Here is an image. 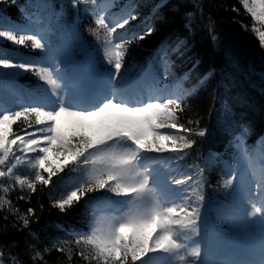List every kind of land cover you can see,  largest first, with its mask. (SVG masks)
<instances>
[{
    "label": "snow or ice",
    "instance_id": "6c2138e0",
    "mask_svg": "<svg viewBox=\"0 0 264 264\" xmlns=\"http://www.w3.org/2000/svg\"><path fill=\"white\" fill-rule=\"evenodd\" d=\"M168 0H160V3L153 9L155 15L158 9L164 7ZM15 3V0H12ZM243 5L251 16L264 25V0H252L249 5L248 0H243ZM75 7V2L73 3ZM139 19L135 14H129L119 20H106L99 15L95 23L104 29L111 37L117 29H125L129 32L131 22ZM247 30V29H246ZM156 31V24L145 21L138 31H131L129 35H117L118 41L144 40L152 36ZM253 31H257L253 29ZM0 38H6L17 46H25L31 42L32 50H41L45 60H51L52 64H39L29 60L25 63H14L0 52V67L3 69H17L23 72H34L41 80L53 86L52 95L57 98L59 107L55 111L44 110L39 107H24L22 110L4 112L0 115V165L5 164L8 156L13 151L14 145H21V150L26 152H39L40 156L35 160L36 175L35 181L43 185H48L52 178L63 170L69 163H75L83 158L84 164H99L106 157L92 156L90 150L105 144L116 137H126L131 140L138 150L147 152L163 153L167 150L181 152L193 147V141L181 136L162 133L165 128H185L183 124L177 123V110L181 108V98H166L160 102H147L140 106H129L125 102H116L109 99L100 107L93 110H76L66 107L64 99L67 90L74 78L80 82L83 80V73L79 76L70 75L66 68L55 62V55L50 46L42 42V38L36 35L23 34V29L15 24L7 27L0 25ZM213 41L217 38L213 35ZM259 41L264 47V31H259ZM112 43V41H109ZM184 41H179L176 45L178 50ZM126 49L124 43L116 42L114 47L104 53L105 62L114 67V81H118L122 63L125 58ZM67 55V51L63 53ZM87 68L85 69V71ZM16 71L10 74H15ZM64 83L63 90H56L57 82ZM72 89V88H71ZM122 95V94H120ZM113 96H116L113 94ZM23 117L29 127L34 124L41 126L26 136H18L12 131L15 121ZM191 123V121H190ZM189 131H191L189 129ZM205 131H199L196 135L206 136ZM86 153H89L86 156ZM133 157L112 158V167L119 168L120 171L108 172L98 175L92 185H81L77 190L71 191L65 198L57 203L61 213L66 208H70L74 202L81 200L86 193H92L100 189L115 193L118 197H130L135 202V209L130 211L128 217L118 222L115 226H110L106 236H95L88 239L89 244L96 246V259L102 260L103 264H149L146 258H150L159 253L169 254L172 260L178 259L180 264H198L201 257V245L196 244L189 248L186 243H182L178 238L181 231H190L192 237L200 235L198 203L203 200L202 195H197L195 199L187 193L183 203L171 204L165 207L167 201L160 199V189L150 183L149 177L144 176L140 181L129 180L127 173L131 171ZM12 172L9 167L7 173L0 171V177ZM47 173V178L45 177ZM138 175H141L138 173ZM191 180L193 177L188 176ZM174 185L184 184L185 180H171ZM21 184L26 181L21 180ZM231 183V181H229ZM114 184V187L112 186ZM28 187L33 191L36 183L29 182ZM199 185L192 188L195 193ZM234 191H241L238 187ZM187 192V191H186ZM258 192V196L256 193ZM153 197L155 199L153 200ZM244 203L249 207L244 211L241 218L244 221L260 219L264 221V179H261L256 190L248 189L247 195L242 197ZM152 200L150 205H143L142 202ZM159 205L158 207L156 205ZM29 213H34V209L29 208ZM27 225V220H25ZM264 228V223H262ZM186 249V251H184Z\"/></svg>",
    "mask_w": 264,
    "mask_h": 264
},
{
    "label": "trees",
    "instance_id": "16d2710c",
    "mask_svg": "<svg viewBox=\"0 0 264 264\" xmlns=\"http://www.w3.org/2000/svg\"><path fill=\"white\" fill-rule=\"evenodd\" d=\"M22 3L25 4L26 0H15V3L0 0V25H20L22 11L19 6ZM159 3L160 0H150V6L156 7ZM147 11L145 8L142 16ZM149 23L156 24L152 36L124 44L126 53L119 79L136 70L155 47L165 45L173 70L191 71L184 82L189 91L187 102L177 113V121L185 127L182 128L184 137L193 141L195 154L217 150L222 144L213 121L221 106L232 109L233 120L249 125L254 136L264 131V49L253 34V29L259 30L263 26L238 0H191L186 4L180 0H168ZM78 26L95 52H103V29L90 19H84ZM194 27L199 28V32L196 33ZM213 35L228 39L236 46L237 52H232L230 60L214 45ZM181 40L184 43L176 50ZM30 44L27 42L23 50L29 52ZM0 45L5 49L15 48L3 38ZM29 75L21 81L30 87L36 86L38 76L34 72ZM34 119L30 118L33 123L29 127L21 117L13 123L12 131L16 135L29 132L35 126ZM199 131H205L206 136L196 135ZM33 183H36L34 191L30 188L19 191L17 187L3 190L0 187V262L99 264L85 250L66 242L60 235L62 228L74 229L81 225L80 203L74 202L61 213L58 201L50 198L45 185ZM29 208L34 209V213H29Z\"/></svg>",
    "mask_w": 264,
    "mask_h": 264
},
{
    "label": "rangeland",
    "instance_id": "374dc122",
    "mask_svg": "<svg viewBox=\"0 0 264 264\" xmlns=\"http://www.w3.org/2000/svg\"><path fill=\"white\" fill-rule=\"evenodd\" d=\"M243 3V0L241 1ZM89 3L93 9V14H95V16L98 15H104V16H109L107 15V10L109 9L108 3L104 6H102L100 3H98L96 0H89ZM249 5L252 4V0H248ZM118 18V17H117ZM30 30H32V28H30ZM259 30L255 31V33L257 34V37L259 38ZM55 62L58 63L57 57L55 56ZM44 64L48 62V64H52V61L49 60H45V58H43ZM46 61V62H45ZM41 63V62H40ZM16 71L15 74H10L11 72ZM26 72H23L21 70H17V69H3L2 67H0V75L6 77V78H14V79H18L20 76H23ZM44 82V86L42 87V91H44V101L47 104H51V105H56V103L58 102L57 98L54 97L51 93V91L53 90V86L47 84L45 81ZM61 81L57 82V86H56V90L60 91L63 90L64 87L62 86ZM10 100H13L12 98L7 97ZM2 99V98H0ZM41 127V126H40ZM39 128V127H38ZM25 138H31L28 136H25ZM21 145H14L13 148H16L17 151H20V153L18 152L17 155L11 160V162H7L9 160L10 157H8V159L5 161V164L0 165V169L4 172L7 173L8 168L11 167L12 168V172L8 173L6 176L9 178H16V179H22L21 175L22 174H26L30 173V171H33L34 173L36 172V168H35V160L37 158H39L40 153L37 152H26V151H22L21 150ZM0 155H2V153H0Z\"/></svg>",
    "mask_w": 264,
    "mask_h": 264
},
{
    "label": "bare ground",
    "instance_id": "6f19581e",
    "mask_svg": "<svg viewBox=\"0 0 264 264\" xmlns=\"http://www.w3.org/2000/svg\"><path fill=\"white\" fill-rule=\"evenodd\" d=\"M253 176H254V178H253L254 179L253 187L256 188V186L258 185L259 181L261 179H264V176L262 175V171H260L258 168L253 171Z\"/></svg>",
    "mask_w": 264,
    "mask_h": 264
}]
</instances>
